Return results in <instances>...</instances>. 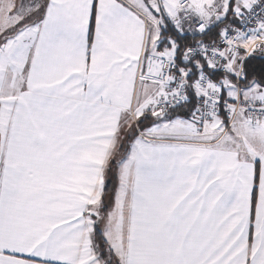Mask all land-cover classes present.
<instances>
[{"label": "snow or ice", "instance_id": "6c2138e0", "mask_svg": "<svg viewBox=\"0 0 264 264\" xmlns=\"http://www.w3.org/2000/svg\"><path fill=\"white\" fill-rule=\"evenodd\" d=\"M0 264H264V0H0Z\"/></svg>", "mask_w": 264, "mask_h": 264}]
</instances>
